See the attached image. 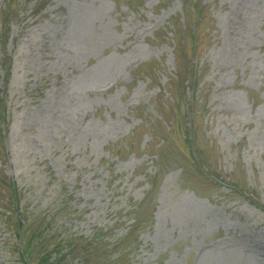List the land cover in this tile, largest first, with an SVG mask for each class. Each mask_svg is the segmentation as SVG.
<instances>
[{
  "label": "rangeland",
  "instance_id": "1",
  "mask_svg": "<svg viewBox=\"0 0 264 264\" xmlns=\"http://www.w3.org/2000/svg\"><path fill=\"white\" fill-rule=\"evenodd\" d=\"M19 222L94 263L264 264V0H0V264Z\"/></svg>",
  "mask_w": 264,
  "mask_h": 264
},
{
  "label": "trees",
  "instance_id": "2",
  "mask_svg": "<svg viewBox=\"0 0 264 264\" xmlns=\"http://www.w3.org/2000/svg\"><path fill=\"white\" fill-rule=\"evenodd\" d=\"M23 225L20 222L17 224L18 237L27 242L22 243L23 248L19 255L22 264H67L68 260H77L78 264H101L100 261L94 263L89 256L98 243L99 238L95 235L89 240H83L72 239V236H55V232H39L26 239L21 235Z\"/></svg>",
  "mask_w": 264,
  "mask_h": 264
}]
</instances>
